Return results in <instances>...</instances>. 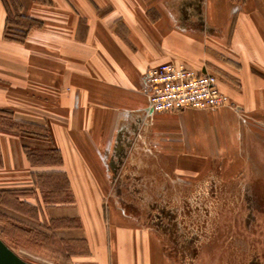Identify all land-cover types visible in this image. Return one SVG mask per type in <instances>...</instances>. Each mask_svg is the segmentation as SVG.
Wrapping results in <instances>:
<instances>
[{"label":"crops","instance_id":"crops-1","mask_svg":"<svg viewBox=\"0 0 264 264\" xmlns=\"http://www.w3.org/2000/svg\"><path fill=\"white\" fill-rule=\"evenodd\" d=\"M18 10L39 23L7 37L0 0L1 233L57 264H184L145 220L147 185L162 169L188 182L250 165L249 144L264 139V0H18ZM171 60L215 72L231 105L151 114L146 71Z\"/></svg>","mask_w":264,"mask_h":264},{"label":"rangeland","instance_id":"rangeland-1","mask_svg":"<svg viewBox=\"0 0 264 264\" xmlns=\"http://www.w3.org/2000/svg\"><path fill=\"white\" fill-rule=\"evenodd\" d=\"M261 142L251 141L250 165L234 179H223L215 167L201 179L183 182L162 169L160 185L150 190L147 185L145 210H153L145 220L167 230V240L184 264H264V139ZM1 236L29 262L57 264L25 249L33 248L30 238L19 236V243Z\"/></svg>","mask_w":264,"mask_h":264},{"label":"built area","instance_id":"built-area-1","mask_svg":"<svg viewBox=\"0 0 264 264\" xmlns=\"http://www.w3.org/2000/svg\"><path fill=\"white\" fill-rule=\"evenodd\" d=\"M148 110L152 113L194 109H216L231 105L219 86L218 75L174 60L150 67L145 77Z\"/></svg>","mask_w":264,"mask_h":264},{"label":"trees","instance_id":"trees-1","mask_svg":"<svg viewBox=\"0 0 264 264\" xmlns=\"http://www.w3.org/2000/svg\"><path fill=\"white\" fill-rule=\"evenodd\" d=\"M39 1L47 2V0ZM4 2L7 6V26L5 31L7 37L22 38L26 33L24 30L18 29V27L15 26H25L27 29H29L33 25L39 23L34 19L23 17L19 13L18 0H4Z\"/></svg>","mask_w":264,"mask_h":264},{"label":"water","instance_id":"water-1","mask_svg":"<svg viewBox=\"0 0 264 264\" xmlns=\"http://www.w3.org/2000/svg\"><path fill=\"white\" fill-rule=\"evenodd\" d=\"M0 264H33L21 257L0 237Z\"/></svg>","mask_w":264,"mask_h":264},{"label":"flooded vegetation","instance_id":"flooded-vegetation-1","mask_svg":"<svg viewBox=\"0 0 264 264\" xmlns=\"http://www.w3.org/2000/svg\"><path fill=\"white\" fill-rule=\"evenodd\" d=\"M156 223L160 225V222H158V219H157ZM171 232H172V231H171Z\"/></svg>","mask_w":264,"mask_h":264}]
</instances>
